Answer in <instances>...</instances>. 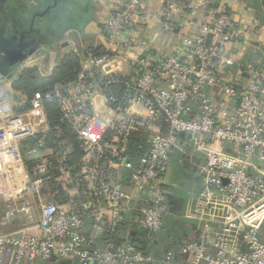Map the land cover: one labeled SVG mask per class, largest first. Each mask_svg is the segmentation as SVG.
Instances as JSON below:
<instances>
[{"label": "built area", "instance_id": "built-area-1", "mask_svg": "<svg viewBox=\"0 0 264 264\" xmlns=\"http://www.w3.org/2000/svg\"><path fill=\"white\" fill-rule=\"evenodd\" d=\"M110 5L107 50L87 49L75 78L27 97L13 85L31 56L0 83V264H264V54L254 24L207 1ZM152 25L170 37V55L146 39ZM124 57L128 75L117 73ZM98 105L109 116L94 136ZM136 136L147 147L134 158ZM174 153L199 185L189 238L146 255L133 236L167 225Z\"/></svg>", "mask_w": 264, "mask_h": 264}, {"label": "crops", "instance_id": "crops-1", "mask_svg": "<svg viewBox=\"0 0 264 264\" xmlns=\"http://www.w3.org/2000/svg\"><path fill=\"white\" fill-rule=\"evenodd\" d=\"M4 4L9 0H3ZM174 2L184 5L185 3L203 1L210 2L214 9L225 8L230 10L237 19L245 18L251 21L255 27L253 35L254 45L261 48L264 54V0H173ZM81 2V3H80ZM76 7L71 10V20L69 24L55 39V42L47 43L42 46L32 57H38V60L30 63L34 67L26 68L33 69L35 75L41 78L50 77L53 70L60 65L63 58L68 55H75L79 58L80 70L83 68V54L87 49L96 48L101 51L107 50V38L101 33V26L104 16L110 9V4L113 0H80ZM20 10V9H18ZM186 14L190 10L185 9ZM156 29L152 25L149 29L146 39L150 42L154 40L157 51L163 52L166 55L172 53V41L170 37H156ZM74 38L79 43V46L74 45ZM156 38V39H155ZM65 40L61 42V40ZM61 47L59 44H61ZM75 50L76 52H72ZM245 56V55H244ZM244 60H248L247 54ZM31 58V57H30ZM119 74L128 75L131 73L133 65L128 58L124 57L119 61ZM79 70V71H80ZM100 123L91 131L92 135L102 133L104 121L109 116L100 105ZM69 139V138H68ZM71 147L75 143L69 139ZM121 180L126 181V175L123 174ZM164 183L167 187L169 197L167 200V225L162 233H160L152 245H156L158 255L163 252L169 240L183 242L188 240L189 222L186 220L188 214L193 213L196 196L199 190L198 181L195 178L194 168L189 166L179 153H174L170 166L164 176ZM129 193V189H126ZM135 222L133 218L130 220ZM128 226L123 225L119 231L120 236H123ZM135 236V235H134ZM133 236V238H134ZM147 236L145 235V238ZM153 240V239H152ZM151 242V241H150ZM135 244V243H134ZM141 248L139 245H137ZM152 246V247H153Z\"/></svg>", "mask_w": 264, "mask_h": 264}, {"label": "trees", "instance_id": "trees-1", "mask_svg": "<svg viewBox=\"0 0 264 264\" xmlns=\"http://www.w3.org/2000/svg\"><path fill=\"white\" fill-rule=\"evenodd\" d=\"M15 2H17V0H9V3L6 1L3 5V8L9 13H11V15L13 14L16 18L15 20H19L21 26L24 24V19H22L23 13L22 10H18L19 6H17ZM67 24H69V19L64 16H60V18L57 20L56 25L54 26V32L52 31L53 33L51 35L52 40L49 43L55 42V39L58 38V35L63 31ZM90 49H93L94 55H99L100 53H102V51L99 49ZM79 70V58L75 55H68L65 56L60 65L53 70L52 75L50 77L41 78L35 75L33 69H25L20 73L16 81V85L27 95V97H31L36 93L46 92L48 89L52 88L53 85L59 82L68 81L75 78ZM54 114L55 115L51 118V120L52 122L56 123L57 119L59 118L57 115V111ZM62 128L64 129V132L66 133L70 141L76 144L74 136L71 134V132H69L67 127L62 126ZM140 146L147 147L145 139L140 136L134 137L129 144L130 154L134 158L141 155L143 148H139ZM78 157L79 155L77 152V147L75 145V150L74 154H72V158L75 160ZM145 235L146 233L143 231L136 232L132 242L135 243L134 245L136 246L139 245L141 247L140 250L146 255H158L159 252H157L156 245H152L153 241L156 240L155 237L145 238Z\"/></svg>", "mask_w": 264, "mask_h": 264}, {"label": "flooded vegetation", "instance_id": "flooded-vegetation-1", "mask_svg": "<svg viewBox=\"0 0 264 264\" xmlns=\"http://www.w3.org/2000/svg\"><path fill=\"white\" fill-rule=\"evenodd\" d=\"M79 2L80 0H17L15 3L22 10L24 24L20 26L19 20L16 21L15 16L9 14L7 23L10 25L11 34L22 35L24 42L42 36L44 46L52 40L51 35L60 16L71 20V10Z\"/></svg>", "mask_w": 264, "mask_h": 264}, {"label": "water", "instance_id": "water-1", "mask_svg": "<svg viewBox=\"0 0 264 264\" xmlns=\"http://www.w3.org/2000/svg\"><path fill=\"white\" fill-rule=\"evenodd\" d=\"M3 2L0 0V83L14 68L33 56L43 46L42 36L24 42L22 35L11 34L10 25L7 23L11 13L3 8Z\"/></svg>", "mask_w": 264, "mask_h": 264}, {"label": "rangeland", "instance_id": "rangeland-1", "mask_svg": "<svg viewBox=\"0 0 264 264\" xmlns=\"http://www.w3.org/2000/svg\"><path fill=\"white\" fill-rule=\"evenodd\" d=\"M72 39L74 40V45H75V46H77V45L79 46V43L77 42V40H75L74 38H72ZM64 41H65V40H63V39L61 40V42H64ZM61 42H60V43H61ZM59 45H60V47H61L62 43L59 44ZM102 52H103V51H102ZM121 59H122V58H121ZM108 61H113V60L110 58ZM119 63H120V62H119ZM116 67H117V64H113V65L111 66L110 69L113 71V70H115ZM118 70H119V69H116L115 71H118ZM117 73H119V72H117ZM16 84H17V82L14 83V85H13L14 88L17 89V90H21ZM185 241H186V240H185Z\"/></svg>", "mask_w": 264, "mask_h": 264}]
</instances>
